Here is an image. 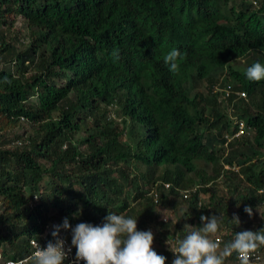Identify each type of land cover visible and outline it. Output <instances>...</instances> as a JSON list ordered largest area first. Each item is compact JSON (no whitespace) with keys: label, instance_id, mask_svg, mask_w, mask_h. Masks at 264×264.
Returning a JSON list of instances; mask_svg holds the SVG:
<instances>
[{"label":"trees","instance_id":"1","mask_svg":"<svg viewBox=\"0 0 264 264\" xmlns=\"http://www.w3.org/2000/svg\"><path fill=\"white\" fill-rule=\"evenodd\" d=\"M173 48L176 73L164 63ZM255 62L264 0H0V264L28 258L65 217L137 219L169 260L167 242L201 215L222 217L221 249L264 229V80L245 74ZM229 114L250 135L225 147ZM249 206L262 208L255 224Z\"/></svg>","mask_w":264,"mask_h":264},{"label":"clouds","instance_id":"2","mask_svg":"<svg viewBox=\"0 0 264 264\" xmlns=\"http://www.w3.org/2000/svg\"><path fill=\"white\" fill-rule=\"evenodd\" d=\"M113 55L116 59H119L118 53L114 52ZM182 59H184V54L173 48L164 56V63L169 66L170 72L176 73L179 67L178 61ZM245 74L249 81L264 80V65L255 62L247 68ZM214 92L221 93L220 100L230 97L229 90L224 87L223 89L216 87ZM237 95L241 98L245 97L242 92H237ZM225 103L228 102L225 101ZM112 110L111 117L121 121L120 113L118 115L113 114L115 110ZM229 118L232 120L233 131L225 134V147L228 145L226 135L232 137L231 142L234 139L248 135L245 127L243 135L233 137L238 122H242L244 126L245 123L231 114H229ZM164 187L169 188V184H165ZM153 197L157 202L158 194L153 192ZM184 197H186V192ZM244 211L250 217L253 215L251 206L245 207ZM162 213H160L158 219L167 221V219L161 217ZM200 220L202 222L201 227L185 225L189 231L182 240L178 238L167 242L170 254L169 260V258L159 255L153 249L154 235L151 230L140 231L137 229V219L109 212L104 218L102 226H94L91 223H78L75 227H72L68 218L65 217L62 224L53 226V231L43 234V238L47 237L49 240L47 246L41 247L38 245L33 254L31 252L32 255L28 257V262L29 264H66L63 261L67 259L71 248L75 247L76 255L73 264H79L81 260L85 264H224L225 259L230 257L233 252L237 254L240 264H251V254L255 251L258 252L257 248L264 245V229L257 231L245 230L235 233L234 239L221 249L223 237L218 232L222 217L216 214L201 215ZM232 220L237 225L239 224L238 216H234ZM61 229L71 232V241L68 240L71 246L67 249L65 248L66 239L60 236V233L63 234ZM51 236L54 237L55 242L50 241ZM261 262L264 264V258L262 257ZM20 264H26V262L21 261Z\"/></svg>","mask_w":264,"mask_h":264},{"label":"built area","instance_id":"3","mask_svg":"<svg viewBox=\"0 0 264 264\" xmlns=\"http://www.w3.org/2000/svg\"><path fill=\"white\" fill-rule=\"evenodd\" d=\"M244 133H245V126H244V124L242 122H238V124H237V130H236V133L233 135V137H239V136L243 135ZM231 139H232V137H228L226 135V143H228L229 141H231ZM60 236L62 238H65L63 236V234H61V233H60ZM219 239L221 241V238L220 237H219ZM50 241L55 242V239H54L53 236H51V240ZM48 242H49V240H48L47 237L42 238L41 241L34 240V239L31 240L30 241V246H31V252H32V254L36 250V248H37L38 245H40L41 247H46ZM69 246H71V243L66 239L65 248L67 249ZM75 255H76V248L75 247H72L71 248V252L68 254L67 259H65L63 262H65L66 264H73V261H75ZM23 261L24 262H28V258L24 259ZM20 262L21 261H19V262L7 261V262H5L3 264H20ZM79 264H85V262L81 260V261H79ZM251 264H262L261 257L258 254V252H256V251L251 254Z\"/></svg>","mask_w":264,"mask_h":264},{"label":"rangeland","instance_id":"4","mask_svg":"<svg viewBox=\"0 0 264 264\" xmlns=\"http://www.w3.org/2000/svg\"><path fill=\"white\" fill-rule=\"evenodd\" d=\"M20 26V23H19V21H16V24H15V30L16 29H19L20 30V33L23 35H25V30L23 29V28H21V27H19ZM26 42V41H25ZM247 58V57H246ZM246 64L244 63V62H242V60H238V61H236L235 62V66L238 68V69H240V70H242L243 69V67L245 66ZM197 91L198 92H202V93H205V85H204V83H202L201 85H198V87H197ZM193 94H194V92H193V89L191 88V85H189V90H188V95L190 96V97H192L193 96ZM117 121V120H116ZM25 131V128L23 127L22 129H20V132L21 133H23ZM248 135H250L249 133H248ZM223 189V188H222ZM223 191L226 193L227 191H225L224 189H223ZM262 212V208H256L254 211H253V215L250 217L248 214H247V216L250 218V221H252V223L253 224H255V222H257L258 221V218H259V216H260V213ZM51 214V213H50ZM161 217L163 218H165V219H167L168 218V215H163V213L161 214ZM168 220V219H167ZM50 225V224H49ZM47 232H45V234L46 233H48V232H51L52 231V228H50L49 226H48V228H47ZM153 245H154V247H156L157 245H156V242H153ZM156 245V246H155ZM259 249V248H258ZM260 250V249H259ZM261 251V250H260Z\"/></svg>","mask_w":264,"mask_h":264}]
</instances>
